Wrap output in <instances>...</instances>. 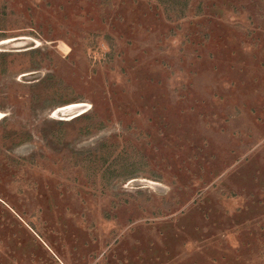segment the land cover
Returning <instances> with one entry per match:
<instances>
[{
    "label": "rangeland",
    "instance_id": "rangeland-1",
    "mask_svg": "<svg viewBox=\"0 0 264 264\" xmlns=\"http://www.w3.org/2000/svg\"><path fill=\"white\" fill-rule=\"evenodd\" d=\"M0 264H264V0H0Z\"/></svg>",
    "mask_w": 264,
    "mask_h": 264
},
{
    "label": "bare ground",
    "instance_id": "bare-ground-1",
    "mask_svg": "<svg viewBox=\"0 0 264 264\" xmlns=\"http://www.w3.org/2000/svg\"><path fill=\"white\" fill-rule=\"evenodd\" d=\"M69 107H73V106L71 105V106H69ZM65 108H68V106L64 107V109H65ZM60 110H61V109H60Z\"/></svg>",
    "mask_w": 264,
    "mask_h": 264
}]
</instances>
